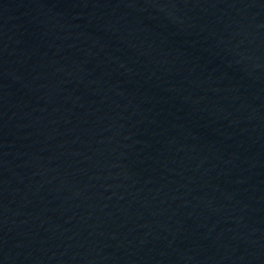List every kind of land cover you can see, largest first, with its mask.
<instances>
[{"label": "water", "instance_id": "95a60500", "mask_svg": "<svg viewBox=\"0 0 264 264\" xmlns=\"http://www.w3.org/2000/svg\"><path fill=\"white\" fill-rule=\"evenodd\" d=\"M0 264H264V0H0Z\"/></svg>", "mask_w": 264, "mask_h": 264}]
</instances>
